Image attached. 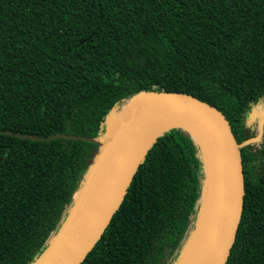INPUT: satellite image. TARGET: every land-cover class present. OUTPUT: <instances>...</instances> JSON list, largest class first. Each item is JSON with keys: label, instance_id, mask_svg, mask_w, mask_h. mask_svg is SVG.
Instances as JSON below:
<instances>
[{"label": "trees", "instance_id": "1", "mask_svg": "<svg viewBox=\"0 0 264 264\" xmlns=\"http://www.w3.org/2000/svg\"><path fill=\"white\" fill-rule=\"evenodd\" d=\"M144 91L225 113L245 173L225 264H264V118L261 142L249 121L264 100V0H0V264L47 250L112 118ZM205 179L191 132L166 130L79 264H177Z\"/></svg>", "mask_w": 264, "mask_h": 264}, {"label": "water", "instance_id": "2", "mask_svg": "<svg viewBox=\"0 0 264 264\" xmlns=\"http://www.w3.org/2000/svg\"><path fill=\"white\" fill-rule=\"evenodd\" d=\"M148 93V96L128 108L133 96L124 108L122 118L110 132L108 127L107 136L101 140L100 149L104 143H111L112 150L88 211L77 228L43 264L82 262L105 230L148 148L166 130L178 127L187 128L200 147L206 174L205 156L194 132L200 131L207 137L213 148L220 174L219 213L211 238L197 264H225L238 230L245 197L243 159L232 126L223 111L191 94L171 91ZM256 115V110H253L249 115V121L252 122Z\"/></svg>", "mask_w": 264, "mask_h": 264}, {"label": "bare ground", "instance_id": "3", "mask_svg": "<svg viewBox=\"0 0 264 264\" xmlns=\"http://www.w3.org/2000/svg\"><path fill=\"white\" fill-rule=\"evenodd\" d=\"M116 116V117H115ZM111 120V129L122 114L115 115ZM194 136L199 139L206 160L207 174L205 184V199L198 219L197 228L184 250L178 264H197L203 255L211 238L213 228L220 208V174L213 148L207 137L200 131ZM112 150L111 143H104L98 153L90 176L80 192L76 194L77 201L61 231L55 236L48 250L36 264H43L57 248L77 228L86 215L94 194L104 172L107 160Z\"/></svg>", "mask_w": 264, "mask_h": 264}, {"label": "rangeland", "instance_id": "4", "mask_svg": "<svg viewBox=\"0 0 264 264\" xmlns=\"http://www.w3.org/2000/svg\"><path fill=\"white\" fill-rule=\"evenodd\" d=\"M149 93L148 92H140L138 94H136L131 100L130 103L128 104V108L133 106L135 103L139 102L140 100H142L143 98H145L146 96H148ZM255 110L257 112L256 118L254 119V122H257V126L255 128L256 133L259 134L258 137V142H261L263 140V125L261 123L262 118H264V100H262L256 107ZM120 114V112L116 113L115 115ZM114 115V116H115ZM123 116V113H122ZM122 116L117 120V122L122 118ZM116 117V116H115ZM116 122V123H117ZM115 123V124H116ZM204 192L205 191V187H204ZM205 193H204V199H205ZM204 204V203H203ZM202 204V206H203Z\"/></svg>", "mask_w": 264, "mask_h": 264}, {"label": "flooded vegetation", "instance_id": "5", "mask_svg": "<svg viewBox=\"0 0 264 264\" xmlns=\"http://www.w3.org/2000/svg\"><path fill=\"white\" fill-rule=\"evenodd\" d=\"M255 118H256V117H255ZM255 118H254V119H255ZM253 121H254V120H253Z\"/></svg>", "mask_w": 264, "mask_h": 264}]
</instances>
